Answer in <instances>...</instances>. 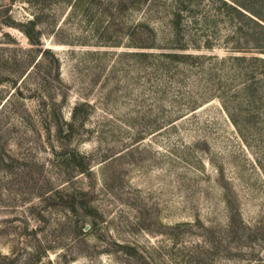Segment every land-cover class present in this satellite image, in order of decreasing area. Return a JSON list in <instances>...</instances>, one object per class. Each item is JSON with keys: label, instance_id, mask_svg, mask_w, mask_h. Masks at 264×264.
Returning <instances> with one entry per match:
<instances>
[{"label": "rangeland", "instance_id": "obj_1", "mask_svg": "<svg viewBox=\"0 0 264 264\" xmlns=\"http://www.w3.org/2000/svg\"><path fill=\"white\" fill-rule=\"evenodd\" d=\"M13 3L7 11L9 0H0V264H264V172L218 102L195 121L213 130L170 142L149 134L132 74L113 54H87L124 49L58 44L67 7L52 6L55 23L40 29L61 62L59 118L89 103L70 144L88 158L91 172L80 174L62 159L67 144L54 123L43 127L35 96L43 70L21 82L30 65L19 62L20 48L30 46L12 21L28 15ZM73 190L85 192L86 207L68 204L64 192ZM225 197L240 211L234 220Z\"/></svg>", "mask_w": 264, "mask_h": 264}, {"label": "trees", "instance_id": "obj_2", "mask_svg": "<svg viewBox=\"0 0 264 264\" xmlns=\"http://www.w3.org/2000/svg\"><path fill=\"white\" fill-rule=\"evenodd\" d=\"M13 2H21L28 15L9 25L19 29L30 46L20 48L19 62L30 65L21 82L32 69L43 70L44 84L35 90L45 113L43 127L51 131L54 123L57 139L67 144L60 155L74 171L91 172L87 156L70 145L78 122L89 115V103L75 104L69 120L59 118L61 87L54 83H61V62L42 44L40 29L44 22L55 23L52 6L57 5L67 7L63 21L55 25V34L63 38L58 44L124 49L87 54H113L132 74V95L147 104L149 134L164 132L170 142L181 132L208 131L212 125L195 122L197 112L217 101L264 172V0H9L5 10ZM33 53L39 56L32 59ZM48 86L56 92L43 93ZM55 193L63 200L61 191ZM64 193L73 210L86 207L85 192ZM224 203L234 220L239 209L226 197Z\"/></svg>", "mask_w": 264, "mask_h": 264}]
</instances>
